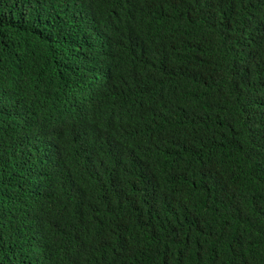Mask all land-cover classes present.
<instances>
[{
    "label": "trees",
    "instance_id": "16d2710c",
    "mask_svg": "<svg viewBox=\"0 0 264 264\" xmlns=\"http://www.w3.org/2000/svg\"><path fill=\"white\" fill-rule=\"evenodd\" d=\"M0 264H264V0H0Z\"/></svg>",
    "mask_w": 264,
    "mask_h": 264
}]
</instances>
